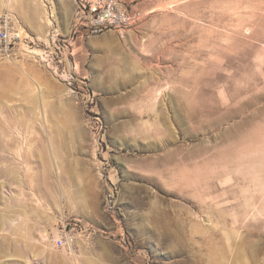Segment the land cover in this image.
<instances>
[{"label": "rangeland", "instance_id": "374dc122", "mask_svg": "<svg viewBox=\"0 0 264 264\" xmlns=\"http://www.w3.org/2000/svg\"><path fill=\"white\" fill-rule=\"evenodd\" d=\"M126 4L0 0V264H264V0Z\"/></svg>", "mask_w": 264, "mask_h": 264}, {"label": "built area", "instance_id": "2783aa9c", "mask_svg": "<svg viewBox=\"0 0 264 264\" xmlns=\"http://www.w3.org/2000/svg\"><path fill=\"white\" fill-rule=\"evenodd\" d=\"M74 11L71 25L73 34L96 36L109 30L122 31L136 24L141 17L137 10L129 8L121 0H73ZM21 41L20 33L14 30L8 16L0 18V56L12 58ZM61 62V61H59ZM73 234L57 237L56 247L71 245Z\"/></svg>", "mask_w": 264, "mask_h": 264}, {"label": "crops", "instance_id": "0c3cea01", "mask_svg": "<svg viewBox=\"0 0 264 264\" xmlns=\"http://www.w3.org/2000/svg\"><path fill=\"white\" fill-rule=\"evenodd\" d=\"M122 2H124L125 4L127 3V1H135V0H121ZM127 5V4H126Z\"/></svg>", "mask_w": 264, "mask_h": 264}, {"label": "bare ground", "instance_id": "6f19581e", "mask_svg": "<svg viewBox=\"0 0 264 264\" xmlns=\"http://www.w3.org/2000/svg\"><path fill=\"white\" fill-rule=\"evenodd\" d=\"M13 7V6H12ZM0 116H2V115H0ZM7 116V115H6ZM8 144V143H7Z\"/></svg>", "mask_w": 264, "mask_h": 264}]
</instances>
